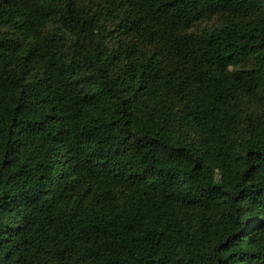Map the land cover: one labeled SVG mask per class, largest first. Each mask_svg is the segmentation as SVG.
<instances>
[{
	"label": "trees",
	"instance_id": "obj_1",
	"mask_svg": "<svg viewBox=\"0 0 264 264\" xmlns=\"http://www.w3.org/2000/svg\"><path fill=\"white\" fill-rule=\"evenodd\" d=\"M0 264H264V0H0Z\"/></svg>",
	"mask_w": 264,
	"mask_h": 264
}]
</instances>
